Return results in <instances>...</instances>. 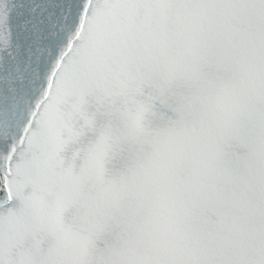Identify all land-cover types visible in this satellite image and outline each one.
<instances>
[{
	"label": "snow or ice",
	"instance_id": "obj_1",
	"mask_svg": "<svg viewBox=\"0 0 264 264\" xmlns=\"http://www.w3.org/2000/svg\"><path fill=\"white\" fill-rule=\"evenodd\" d=\"M0 264H264V0H0Z\"/></svg>",
	"mask_w": 264,
	"mask_h": 264
}]
</instances>
